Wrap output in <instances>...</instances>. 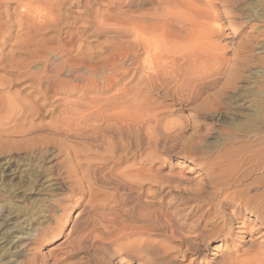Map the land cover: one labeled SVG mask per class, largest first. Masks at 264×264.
Returning a JSON list of instances; mask_svg holds the SVG:
<instances>
[{
	"label": "rangeland",
	"instance_id": "1",
	"mask_svg": "<svg viewBox=\"0 0 264 264\" xmlns=\"http://www.w3.org/2000/svg\"><path fill=\"white\" fill-rule=\"evenodd\" d=\"M28 1L0 0V95L36 107L0 134V229L31 233L1 263L264 262V230L215 256L206 226L226 195L264 197V0Z\"/></svg>",
	"mask_w": 264,
	"mask_h": 264
},
{
	"label": "bare ground",
	"instance_id": "2",
	"mask_svg": "<svg viewBox=\"0 0 264 264\" xmlns=\"http://www.w3.org/2000/svg\"><path fill=\"white\" fill-rule=\"evenodd\" d=\"M36 2H38V1H36ZM209 2H211V1H209ZM27 3H30V0ZM207 5H208V2H207ZM32 10H33V13H30L26 17L27 23L30 26H34V21L37 22V20H38V19L36 20V18H38L37 15L35 14L36 10L31 9L30 11H32ZM17 11H18V9H17ZM166 11H168V10H166ZM19 17H21V16L19 15ZM16 19L18 20L17 17H16ZM20 19H19L20 21H18V22L22 21V17ZM22 25H20V26H22ZM161 27H162V25H161ZM150 28L151 27H149V30H150ZM19 29L20 28H18V30ZM134 30H136V29H134ZM140 30L141 29H139V32H140ZM142 30H144V29H142ZM231 30L235 34L236 30L234 28H231ZM20 32H22V31H20ZM137 32H138V29H137ZM152 32H153V29L151 30V32L149 31V37L148 38L144 37L146 39L144 43L146 46L149 45V47H148L149 48V57L156 58V60H157V58L161 57L160 53L163 52V50H161V49H163L164 47L160 48L163 46V44H160L162 41L160 42L157 39L155 40L156 37L155 38L153 37L155 34L153 33V35H152ZM135 34L137 35V33H135ZM135 34H134V36H136ZM157 34L155 36H157ZM141 35H146V34H141ZM18 36H20V34L17 35V38H18ZM15 38H16V35H15ZM148 39H149V41H148ZM17 44L18 43H16V46H17ZM165 44H167V42ZM13 45H14V43H13ZM164 53H167V51ZM161 60H162V57H161ZM16 79L19 80L20 78H16ZM5 80L7 82V79H5ZM9 81L11 82V78H10V80H8V82ZM2 84L5 87V84H7V83H2ZM8 86H10V85H8ZM1 95H4V94H1ZM1 95H0V134L4 135V137H6L7 135H10L12 133L13 134L14 133L18 134V132L21 133L22 132V126L20 124H22L25 114L26 113L30 114L32 112L34 114V112H35L36 107H35L34 101L32 100V98H28L27 96H22V94L20 92H16V94H14V96H12L10 98L7 97L8 95H6L5 98H3V96H1ZM11 121L14 124L12 126H10L11 129H9L10 127L8 126V128H7L6 125L7 124L9 125V122H11ZM10 159H9V161H10ZM13 162L15 163L16 161H13ZM11 166H13V164H10L9 162L3 164L1 172L4 175L12 176L13 172L17 169V167L14 169L13 168L10 169ZM22 169H24V168H22ZM50 177H51L50 174L49 175L46 174L45 176L41 177L42 179L40 178V180H42L44 182H50L49 185H52V186L58 185V183L54 182V180L51 181ZM224 199L229 204V206L232 208V210H231L232 214L231 215H211V217H209V219H207V223H206V226H207L208 224H212V223L217 222L216 223V226H217L216 231L219 234V236H218L219 242L216 243L217 245H215L218 247L212 248L213 250L216 251V252H214L215 256H219V255L221 256V253L224 252L225 249L227 250L230 248L231 242L233 240H235L237 237H242L243 233L246 232L248 228L254 229V230H251L250 233L252 231L255 232V229L260 230V231L264 230V197L263 196H261L259 194L249 195V193H247L246 195H242V194H237V195L235 194V196L226 195L224 197ZM5 216L6 217L4 220L6 222L3 225L4 226L3 228H5V229L3 231H2V229H0V256H1L2 249L4 247H5V249H3V251L13 249V252L16 253V250H14V248L15 249L17 247L19 248L21 245L20 243L27 240L28 238H30V235H31L30 232H24V230H23L24 226L21 225L23 223V220H20V221L18 220L19 222L18 221L17 222H10L9 219H7V218H9V214H7ZM202 216H204V215H202ZM252 217H253V219H252ZM205 218H208V217L205 216ZM211 227H212V225H211ZM262 234L264 235V231L262 232ZM201 241H202V239H201ZM209 241L206 240L205 243H207ZM262 241H264V240L262 239ZM192 242H194V240ZM25 243H26V241H25ZM191 243L188 244L190 246L189 247L187 246L186 250H184V254L188 252L190 254H195L196 256L199 255L201 253V250L199 249V245H198L199 243L195 244V242H194V243H192V245H191ZM193 244H195V245H193ZM235 251L236 250H234L233 252L227 250V256L226 257H223V255L225 253H222L223 254L222 255V257H223L222 258V264H239L240 262H242L241 264H264V262L262 260L263 256L259 253L260 250H258L257 248H254L253 250H243V258L242 259H238L237 257L233 256V253L235 254ZM219 252H221V253H219ZM240 258H241V256H240ZM1 261L2 260L0 259V263H1ZM2 263H4V262H2Z\"/></svg>",
	"mask_w": 264,
	"mask_h": 264
}]
</instances>
